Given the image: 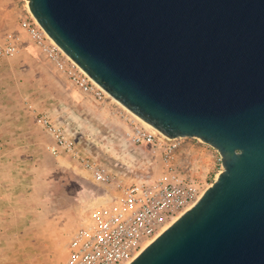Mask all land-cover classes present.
Here are the masks:
<instances>
[{"label":"water","instance_id":"water-1","mask_svg":"<svg viewBox=\"0 0 264 264\" xmlns=\"http://www.w3.org/2000/svg\"><path fill=\"white\" fill-rule=\"evenodd\" d=\"M25 2L124 108L220 155L211 187L130 264H264V0Z\"/></svg>","mask_w":264,"mask_h":264},{"label":"rangeland","instance_id":"rangeland-1","mask_svg":"<svg viewBox=\"0 0 264 264\" xmlns=\"http://www.w3.org/2000/svg\"><path fill=\"white\" fill-rule=\"evenodd\" d=\"M27 10L25 0H0V34L23 36L17 55L0 60V89L9 90L0 106V264H66L73 234L101 200L158 178L162 164L154 146L127 139L131 120L138 122L132 113L110 98L97 103L83 94L21 33ZM41 115L63 127L71 150L53 154L57 143L39 125ZM178 143L191 153L200 198L223 170L220 155L199 139ZM82 159L105 167L110 181L94 182Z\"/></svg>","mask_w":264,"mask_h":264},{"label":"built area","instance_id":"built-area-1","mask_svg":"<svg viewBox=\"0 0 264 264\" xmlns=\"http://www.w3.org/2000/svg\"><path fill=\"white\" fill-rule=\"evenodd\" d=\"M27 12L19 23L21 33L43 52L54 69L97 103L107 98L113 100ZM22 42V34L12 31L0 34V60L13 59ZM137 120H131L132 125L125 135L134 145L148 144L159 150L161 176L124 188L111 195L108 203L93 209L71 238L66 264H130L156 237L168 218L177 219L199 199L201 181L191 163V153L179 145V139L169 140ZM38 123L57 143L51 148L53 154L58 155L59 148L71 150L72 142L66 138L63 127L46 115L38 117ZM2 149L0 143V152ZM180 158L185 160L180 161ZM82 162L94 182L110 181L105 167L87 159Z\"/></svg>","mask_w":264,"mask_h":264},{"label":"crops","instance_id":"crops-1","mask_svg":"<svg viewBox=\"0 0 264 264\" xmlns=\"http://www.w3.org/2000/svg\"><path fill=\"white\" fill-rule=\"evenodd\" d=\"M5 73V70L4 69H2V71H0V82H2L3 83V81H2V74H4ZM4 85H2V87H1V89H0V106H2V104H4L5 102H6V100H8L9 99V96H8V94H6L7 93V90H8V88L6 87L7 85H5L4 87H3ZM9 91V90H8ZM3 146V145H2ZM3 149H4V146H3ZM0 153H2V152H0ZM1 155V154H0ZM3 162V159L1 158V156H0V167H1V163Z\"/></svg>","mask_w":264,"mask_h":264},{"label":"bare ground","instance_id":"bare-ground-1","mask_svg":"<svg viewBox=\"0 0 264 264\" xmlns=\"http://www.w3.org/2000/svg\"><path fill=\"white\" fill-rule=\"evenodd\" d=\"M36 20V19H35ZM114 100V99H113ZM116 101V100H115ZM136 117V116H135ZM137 119H139L146 127H148V128H150V129H152V127L150 126V125H148L147 123H145L144 121H142L140 118H138V117H136ZM205 193V192H204ZM203 193V194H204ZM169 225H171V224H169ZM169 225H167L162 231H164L167 227H169ZM147 245H149V243H147ZM146 245V246H147Z\"/></svg>","mask_w":264,"mask_h":264}]
</instances>
